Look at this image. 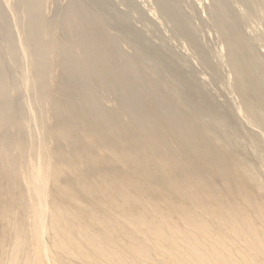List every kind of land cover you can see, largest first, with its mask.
<instances>
[{"label":"bare ground","instance_id":"6f19581e","mask_svg":"<svg viewBox=\"0 0 264 264\" xmlns=\"http://www.w3.org/2000/svg\"><path fill=\"white\" fill-rule=\"evenodd\" d=\"M0 264H264V0H0Z\"/></svg>","mask_w":264,"mask_h":264},{"label":"rangeland","instance_id":"374dc122","mask_svg":"<svg viewBox=\"0 0 264 264\" xmlns=\"http://www.w3.org/2000/svg\"><path fill=\"white\" fill-rule=\"evenodd\" d=\"M213 80H214V79H213ZM210 81H211V82H210ZM210 81H208V82L210 83V85L213 86V87L216 86V87L214 88V89H216V88L218 87V82H217V84H216V81L214 80V81H215V84H216V85H215V84H214V81H212V80H210ZM212 84H213V85H212ZM219 87H220V86H219ZM219 87H218V88H219ZM218 88H217V89H218Z\"/></svg>","mask_w":264,"mask_h":264}]
</instances>
